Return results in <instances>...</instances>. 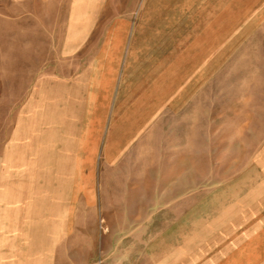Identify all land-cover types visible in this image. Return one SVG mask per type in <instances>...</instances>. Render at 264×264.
<instances>
[{
    "label": "rangeland",
    "instance_id": "374dc122",
    "mask_svg": "<svg viewBox=\"0 0 264 264\" xmlns=\"http://www.w3.org/2000/svg\"><path fill=\"white\" fill-rule=\"evenodd\" d=\"M237 4L244 9L232 17L241 18L208 41L206 15ZM129 56L131 122L142 124L131 132V165L142 169L131 172L145 174L131 187L151 196L156 264L164 246L166 264H257L264 258V0H0V131L35 77L65 67L95 74L116 61L127 72ZM171 65L190 73L192 87L184 81L182 102L173 96L176 104L151 121V106L137 99L147 91L149 100ZM32 125L24 123L25 139L38 131ZM143 205L121 201L124 221L131 225L133 210L140 218ZM136 244L131 228L120 235L118 264H147Z\"/></svg>",
    "mask_w": 264,
    "mask_h": 264
},
{
    "label": "crops",
    "instance_id": "0c3cea01",
    "mask_svg": "<svg viewBox=\"0 0 264 264\" xmlns=\"http://www.w3.org/2000/svg\"><path fill=\"white\" fill-rule=\"evenodd\" d=\"M158 9L167 10V4ZM243 9L227 5L217 16L206 15L212 19L207 40L215 41L218 31L241 18L240 13L232 17V10ZM128 58L127 72L120 61L89 75L67 67L58 74L49 70L35 77L15 104L9 128L0 131V264H118L120 235L130 228L134 249L147 264H156L151 196L135 192L140 185L131 187V178L145 174L131 172L142 169L131 165V132L142 124L131 122ZM189 75L167 67L165 83L158 77L150 101L146 91L136 105L151 106L153 121L162 107L176 104L173 96L180 93L182 102L184 90L192 87ZM29 121L38 128L31 140L23 129ZM36 155L55 160H35ZM121 201L145 203L140 218L131 213V225L121 214ZM166 261L164 246L159 264ZM257 261L264 264L260 254Z\"/></svg>",
    "mask_w": 264,
    "mask_h": 264
}]
</instances>
